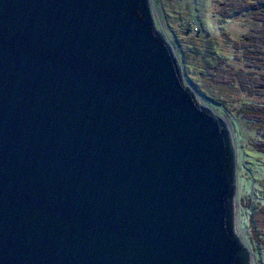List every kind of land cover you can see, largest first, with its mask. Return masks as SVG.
Segmentation results:
<instances>
[{
	"label": "water",
	"instance_id": "water-1",
	"mask_svg": "<svg viewBox=\"0 0 264 264\" xmlns=\"http://www.w3.org/2000/svg\"><path fill=\"white\" fill-rule=\"evenodd\" d=\"M235 164L150 0H0V264H250Z\"/></svg>",
	"mask_w": 264,
	"mask_h": 264
},
{
	"label": "rangeland",
	"instance_id": "rangeland-1",
	"mask_svg": "<svg viewBox=\"0 0 264 264\" xmlns=\"http://www.w3.org/2000/svg\"><path fill=\"white\" fill-rule=\"evenodd\" d=\"M150 1L155 25L173 48L184 83L189 86L201 104L207 106L228 125L236 159L234 228L237 229L239 227L235 212V208L238 207L236 202L237 185L241 186L243 181L245 182V178L249 177V181L251 177H255L257 173L262 171L259 161L257 162L252 153H248L251 150L245 147L243 149L244 153L250 156L243 157L242 155L241 157L240 140L242 139L247 144L254 140V132L258 128V124L242 118H236L235 124L230 126L227 122L226 114L222 111L221 113L219 111L217 113V108L213 107L206 100L209 97L214 98V100L218 99L220 102H223L226 110H234L236 103H233V100H236L241 95V90L229 83L219 81L211 71L217 65L216 58L218 52L222 51L228 56L231 54L229 51H231L230 45L233 41L226 42L227 39L225 37L236 39L248 30L251 21L242 16L232 18V20L220 19L213 13L214 4L212 0ZM188 20L200 28L186 24ZM199 30L203 32H199ZM204 69H207V71ZM259 159L264 162L262 158ZM243 160L245 161L244 165H242ZM242 174H244L243 179L241 177ZM262 182L264 183V177H262ZM260 219L264 222V215H258V222H260Z\"/></svg>",
	"mask_w": 264,
	"mask_h": 264
},
{
	"label": "trees",
	"instance_id": "trees-1",
	"mask_svg": "<svg viewBox=\"0 0 264 264\" xmlns=\"http://www.w3.org/2000/svg\"><path fill=\"white\" fill-rule=\"evenodd\" d=\"M212 2L213 13L220 19L232 20L242 16L251 21L248 30L236 39L225 37L226 42L233 41L229 51L231 54L228 56L222 51L218 52L217 65L211 71L219 81L241 90V95L233 100V103H236L234 110H226L223 102L209 96L206 101L217 108V113L222 111L226 114L230 126L235 124L236 118L258 124L254 140L249 144L240 140V149L243 151L241 157L250 156L244 153L245 147L251 150L248 153H252L257 162L259 161L262 171L249 181V177L245 178L241 186L237 185L238 207L235 208V212L239 227L235 228V231L250 251V264H264V222L261 219L258 222V215H264V183H261L264 177V162L259 159L264 160V0H212ZM186 24L197 27L190 20ZM244 164L243 160L242 165Z\"/></svg>",
	"mask_w": 264,
	"mask_h": 264
}]
</instances>
